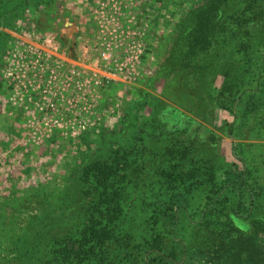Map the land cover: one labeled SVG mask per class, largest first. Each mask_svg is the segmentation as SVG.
Listing matches in <instances>:
<instances>
[{
  "label": "rangeland",
  "instance_id": "obj_1",
  "mask_svg": "<svg viewBox=\"0 0 264 264\" xmlns=\"http://www.w3.org/2000/svg\"><path fill=\"white\" fill-rule=\"evenodd\" d=\"M200 2L25 0L16 6L15 0H1L0 232H5L4 250L11 247L10 239L17 238L30 216L40 215L42 222L48 221L46 226L56 228H72L75 221H81L86 197L81 194L78 178L80 161L91 156L104 158L119 146H132L133 162L141 160L144 167L140 179L126 189L127 213L117 224L121 229L130 227L133 235L124 242L107 241L100 264H133L126 254L147 235L142 223L153 216L154 228L163 236L162 251L174 250L177 264L196 263L198 249L212 239L210 232L231 221L228 214L234 211L239 176L251 187L250 193L256 194L252 206L245 199L238 214L263 216L264 34L236 36L227 44L188 58L184 50L180 52V24L190 21L189 11ZM105 8L129 9L137 19L144 20L145 47L140 74L134 82L113 79L92 84L95 54L88 48L98 33V13ZM45 36L58 45L52 56L63 62L65 70L72 68V79L78 76L76 67L84 68L82 78L86 83L74 93L77 96L86 91V114L78 103L70 110L81 114H65L61 100L49 99L47 92L16 82L12 50L28 44L38 48ZM220 53L229 56L219 61ZM199 63L206 68L195 65ZM205 70L211 76L208 86ZM225 71L237 78L231 89L224 90L227 98L219 100L216 94L223 80L226 78L228 85L232 80L225 74L223 78ZM169 107L190 116L193 121L188 130L193 131L154 130L158 120L167 127L156 113L159 109L163 117L161 110ZM77 121L83 126H77ZM208 136H216L217 141L209 143ZM173 142L178 146L184 142L190 153L181 159L178 151L176 155L164 153L163 147ZM173 162L179 164L177 171H183L181 179L165 181L158 171ZM192 166L190 175L187 170ZM209 167L215 176L212 185H220V192L226 195L218 204L211 203L215 193L204 172ZM209 207L210 212H204ZM203 212L207 213L205 218ZM197 228H202L203 235Z\"/></svg>",
  "mask_w": 264,
  "mask_h": 264
},
{
  "label": "trees",
  "instance_id": "obj_2",
  "mask_svg": "<svg viewBox=\"0 0 264 264\" xmlns=\"http://www.w3.org/2000/svg\"><path fill=\"white\" fill-rule=\"evenodd\" d=\"M15 1L16 6L25 2V0ZM188 18L190 21H183L180 24L181 34L178 37L182 40L180 52L184 50L188 58H192L211 51L215 45L227 44L236 36L248 34L252 38L253 35L256 37L257 33L264 34V0H201L197 7L189 11ZM250 37L247 39L249 44ZM228 56L229 54L224 56L220 53L217 60L226 59ZM179 65L185 66L183 63ZM195 65L206 68L201 63ZM204 73L205 85L208 86L211 81L209 80L210 72L205 70ZM225 73L226 71L222 73L223 78ZM226 75L232 78L230 73L225 74V77ZM233 77L237 78L236 75ZM234 78L229 85L226 78L223 80L216 99L227 98L224 90L231 89L236 82ZM200 96L205 98L203 94ZM220 105L224 104L220 102ZM161 113L163 117L158 109L156 118L159 115L160 120L168 125L165 127L158 120L153 125L154 130L165 129L169 132L181 130L185 133L193 121L190 116H185L174 107L161 110ZM208 137L209 143L213 144L217 141L216 136ZM197 140L201 142L198 138ZM184 144L183 142L182 146H178L173 142L165 145L163 151L174 153V155L178 151V157L181 159L191 151V148ZM132 151V146H119L110 150L104 158L91 156L80 161L78 178L82 186L81 194L86 197L81 221H75L72 228L66 226L56 228L46 226L48 221L42 222L40 215H35L31 219L30 216V220L28 219L25 226L20 228L22 230L16 236L17 238L10 239L11 247L8 250L3 249L6 237L5 232L1 231L0 251L4 253V256L0 257V264H85L91 261L93 264H100L103 247L107 241L124 242L130 239L133 235L131 228L121 229L117 224L127 213L126 204L129 201L126 199V189L130 183L135 184L136 178L140 179L139 176L143 173L144 163L141 160L133 162L130 156ZM177 163L173 162L168 167H162L158 171L159 177L165 181L180 180L183 171L176 170L179 165ZM192 171L194 172L193 166L187 170L190 175ZM204 172L206 180L212 185L215 176L211 167L205 168ZM216 185L217 183L212 185L214 188L210 187L211 192L215 193L211 196V203L218 204L225 200L226 195L220 192L222 187ZM237 187H239L238 197L233 206L235 212L228 214L231 221L224 222V227L220 226L215 232H210L212 233L211 241L203 243L198 249L199 258L193 264H264V214L250 216L251 212H249L247 217L238 214V209L245 199L248 200V206H252L256 193H250L251 187L245 182L243 176H239ZM204 212H210V207ZM204 212L201 214L203 218L207 214ZM206 221L204 220V223ZM155 223L154 216L151 219L145 218L142 223L147 235L142 241L134 243L133 252L126 254L133 264H177L174 250L171 249L166 253L162 251L163 236L160 230L154 228ZM197 233L203 235L202 228H197ZM128 249L131 251V247ZM5 252H7L6 255Z\"/></svg>",
  "mask_w": 264,
  "mask_h": 264
},
{
  "label": "built area",
  "instance_id": "obj_3",
  "mask_svg": "<svg viewBox=\"0 0 264 264\" xmlns=\"http://www.w3.org/2000/svg\"><path fill=\"white\" fill-rule=\"evenodd\" d=\"M136 19L137 16L129 9L105 8L99 11L98 33L88 48L89 52L95 54L91 62L96 70L91 72L92 84L97 85L113 79L130 83L138 78L145 47V26L141 24L144 20ZM40 41L38 48L28 44L12 50L10 58L14 67H17L16 82L22 87L31 85L34 91L47 92L49 99L61 100L65 103V114H81L70 110L71 105L77 103L86 110L82 112L86 114V91L79 92L77 96L74 93L75 89H82L86 83V78H82L84 68L76 67L75 73L78 76L72 79V68L65 70L63 62L52 56L58 45L49 36ZM32 102L37 110L42 109L37 100ZM56 124L60 126L59 122ZM77 126L82 127L83 124L77 121ZM72 131L76 129L73 128Z\"/></svg>",
  "mask_w": 264,
  "mask_h": 264
}]
</instances>
